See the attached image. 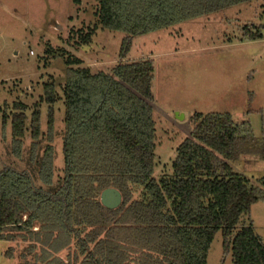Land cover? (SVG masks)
Wrapping results in <instances>:
<instances>
[{"label": "trees", "instance_id": "trees-1", "mask_svg": "<svg viewBox=\"0 0 264 264\" xmlns=\"http://www.w3.org/2000/svg\"><path fill=\"white\" fill-rule=\"evenodd\" d=\"M250 1L98 0L97 16L102 28L126 34L123 60L134 36ZM65 64L61 184L44 189L29 171L0 169V241L27 243L21 264H206L219 231L224 256L231 253L233 264H264V245L253 224L241 225L252 205L264 201V177L252 182L231 165L243 157L264 160V136L256 137L248 122H235L227 112L195 113L190 135L176 149L172 174L156 179L152 61H120L111 73H91L78 58H66ZM44 90L48 143L38 177L49 186L58 94L53 82ZM20 105L10 118L18 156L29 130ZM3 118L6 123V113ZM40 122L36 104L29 119L32 162L43 134ZM107 188L122 195L115 209L101 203Z\"/></svg>", "mask_w": 264, "mask_h": 264}, {"label": "rangeland", "instance_id": "rangeland-1", "mask_svg": "<svg viewBox=\"0 0 264 264\" xmlns=\"http://www.w3.org/2000/svg\"><path fill=\"white\" fill-rule=\"evenodd\" d=\"M98 0H0V169L29 171L38 187L55 190L64 169V84L66 58L81 60L91 73H111L120 61L151 60L155 124L153 177L172 174L176 149L193 128L195 113H229L248 122L256 137L264 136V0L243 2L220 11L132 38L129 53L119 54L126 34L102 28ZM251 33L261 36L251 37ZM76 67V66H75ZM55 83L54 176L52 185L38 177L47 145L49 104L44 86ZM24 105L27 132L20 156L13 153L11 115ZM36 104L42 136L35 162L30 160L29 119ZM6 113V123L3 115ZM235 171L255 182L264 177V160L243 157L231 162ZM252 223L264 245V201L251 207L241 225ZM27 243L0 241V264H21ZM224 258V260H223ZM206 264H233L224 256L222 232L216 233Z\"/></svg>", "mask_w": 264, "mask_h": 264}, {"label": "water", "instance_id": "water-1", "mask_svg": "<svg viewBox=\"0 0 264 264\" xmlns=\"http://www.w3.org/2000/svg\"><path fill=\"white\" fill-rule=\"evenodd\" d=\"M122 202V195L116 188H107L101 193V203L109 209L117 208Z\"/></svg>", "mask_w": 264, "mask_h": 264}]
</instances>
